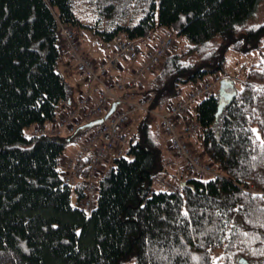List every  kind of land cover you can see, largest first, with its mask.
I'll use <instances>...</instances> for the list:
<instances>
[{
    "label": "trees",
    "instance_id": "16d2710c",
    "mask_svg": "<svg viewBox=\"0 0 264 264\" xmlns=\"http://www.w3.org/2000/svg\"><path fill=\"white\" fill-rule=\"evenodd\" d=\"M262 1L0 0V264H264V23L247 26ZM60 24L104 43L122 34L136 51L159 28L184 37L138 89L151 111L214 74L226 78L227 52L257 49L241 88L224 89L227 104L218 91L192 108L198 134L185 140L218 173L183 174L177 192L154 189L167 137L140 112L124 154L98 176L94 207L80 208L91 160L83 149L99 126L89 124L102 117L61 136L33 133L69 98L56 70ZM77 136L66 183L62 157Z\"/></svg>",
    "mask_w": 264,
    "mask_h": 264
},
{
    "label": "built area",
    "instance_id": "2783aa9c",
    "mask_svg": "<svg viewBox=\"0 0 264 264\" xmlns=\"http://www.w3.org/2000/svg\"><path fill=\"white\" fill-rule=\"evenodd\" d=\"M60 24L59 34L63 39V50L67 52L75 62V72L85 75L89 80V86L93 82L100 85L97 99L91 101L88 94L83 95L73 106H68L59 116L55 130L51 133H45L43 130L35 129L36 135H59L65 131L73 133L75 129L83 123L103 116L115 101L122 105L115 109L106 121L95 128L89 135L83 153L91 152V160L88 165L86 182L83 187V197L79 201L80 208L91 210L98 196V176L102 165L109 156L120 157L128 144V138L125 135L128 125L133 116L140 112H148L152 102L151 96H143L136 101H125L115 96L116 92H122L128 88L142 87V78L148 73L155 71L165 57L170 54L175 46L174 35L171 31H165L163 38L154 46L144 62L126 80L114 79L108 76L107 68L109 66L117 67L121 61H134L138 54L133 42L127 40L124 35L117 34L110 41L111 55L101 59H90L81 51L78 32L74 27ZM62 32V29H64ZM223 78L214 74L210 78L196 84L187 93V96L176 103H171L167 107L166 113L160 114L159 120L162 132L167 137V146L176 159L175 165L180 175H195L204 177L207 175H216L215 168L204 163L200 156L195 154L189 148L185 140L187 136L198 134V126L192 116V108L204 97L213 94L219 87ZM62 161L64 170L63 180L66 183L71 182L68 174L74 166L73 160ZM165 164L170 165V161ZM157 175L155 176V178ZM167 190L178 191V187L173 184H166ZM252 190V189H250Z\"/></svg>",
    "mask_w": 264,
    "mask_h": 264
},
{
    "label": "rangeland",
    "instance_id": "374dc122",
    "mask_svg": "<svg viewBox=\"0 0 264 264\" xmlns=\"http://www.w3.org/2000/svg\"><path fill=\"white\" fill-rule=\"evenodd\" d=\"M262 23H264V0L258 6V9H257L255 15L248 21L247 26L254 27V26H257V25L262 24ZM63 27H65V26H63ZM75 29L77 30L78 36H79V39L77 40V42L81 43V41L84 42L87 40V38H89L90 40L94 41L93 42L94 44H97L98 46H100V42H102V41H100L97 37L93 36L92 34H90L88 32L78 30L77 28H75ZM64 30H65V28L62 29V32H64ZM159 30H160V28L156 29L150 35H148L146 38L149 40H153L154 36L159 34ZM174 39H175V46H174L173 51L176 50L178 47L182 46L186 42L184 37H182V36L175 37ZM97 45H95V46H97ZM103 45L106 47L105 43ZM86 56L91 59L90 56H88V55H86ZM226 58H227V60H226V64H225V75H226V79L232 85L233 89H240L241 88V85H242L243 80L245 78L248 67L251 64H257L262 59L261 55H259L258 50L255 48H251V49H248L246 51H241V52L229 51L226 54ZM74 66H75V62L70 56L67 57L64 54L60 53L59 61H58V67L56 66V70L61 74L66 85H68L70 87V89L71 88L75 89L76 87H79V89H75V90H77L76 92L73 90L74 91L73 92V98H76L77 93H79L80 90L86 89L88 82L85 79H79L78 80L77 77H75V76L72 77V76H69L67 74L68 72L72 71V68ZM84 78H86V77H84ZM86 79H88V78H86ZM187 91H188V89H187ZM200 100L201 99H199V101ZM136 116H138V113L134 115V117H136ZM136 119H137V117H136ZM158 119H159V116L157 114H155L154 111H151L146 118L148 124H151V121H154L153 124H155L156 128L159 125V124L157 125ZM55 127H56V122L52 126L45 128L43 131L45 133H51L55 130ZM138 128H139L138 127V120H133L129 124V129H128L129 134H127L128 135L127 137H129V135H130L129 138L133 137V135L136 134ZM29 132H30V130L26 129V133H29ZM33 133H34V131H33ZM61 135H62V133L59 134V136H61ZM78 138H80V136H77L76 139L73 140V142L77 141ZM168 151H169V155L167 156V158L165 159L164 164H163L165 173L157 175V177L153 179V182H154L153 188L154 189H166L165 188L166 184H173L176 187H178V184L180 182L179 180L182 177V175L179 174V170H178L177 166L175 165V163L177 162L175 157L172 155L170 150H168ZM62 159L65 161L66 160H73L74 164H75V159H69V158L64 159L63 157H62ZM166 161H170L171 164L170 165L165 164ZM61 164H62V162H61ZM111 165H113L112 159H110L106 162V165L104 168L102 165L101 170H100V174L109 170L111 168ZM72 172H73V169L68 173L69 175H71L70 176L71 182H72ZM216 173H218L217 170H216ZM169 174H172V175L169 176ZM217 254H218V252H214L212 254V258H215L217 256Z\"/></svg>",
    "mask_w": 264,
    "mask_h": 264
},
{
    "label": "crops",
    "instance_id": "0c3cea01",
    "mask_svg": "<svg viewBox=\"0 0 264 264\" xmlns=\"http://www.w3.org/2000/svg\"><path fill=\"white\" fill-rule=\"evenodd\" d=\"M164 29H160L159 30V34L154 36V39L153 40H149L147 38H143V39H140L136 42V45H137V54H138V57L136 60L134 61H121L120 64L117 66V67H112V66H109L107 68L108 70V76L110 78H114V79H123V80H126L129 76L132 75V73L137 69V67L145 61V59L147 58L148 54L152 51V49L154 48V46L163 38V34H164ZM93 38V37H92ZM94 41L93 40H90L89 38H87L86 41H81V51L90 56L92 59H101V58H105L109 55H111V47H110V44L109 43H105L106 44V47L103 45L104 42H100V46H98L97 44H94L93 43ZM97 45V46H95ZM60 49H61V53L64 54L65 56L69 57L70 55L65 52L63 50V39L62 37L60 36ZM59 61V59H58ZM57 67H58V62H57ZM75 67V66H74ZM72 68V71L71 72H68L67 74L69 76H72V77H77V79H85L88 83H87V87L86 89L84 90H80L79 93H77V97L76 98H73V92L77 91L75 89H79V87H76L75 89L71 88L68 86V89H69V98L68 100L60 107L59 111H58V116L61 115L64 110L67 108V106H73L77 103L78 99L80 97H82L83 95H86L88 94L90 96V99L91 101L95 102L96 99H97V94H98V91H99V88H100V85L99 83L97 82H93L91 83V85L89 86V80L86 79L87 77L85 75H81V74H78L75 72V68ZM80 75V76H79ZM86 78H84V77ZM146 80H148V77H147V74L145 76H143L142 78V83H146ZM143 85V84H142ZM140 89V88H139ZM74 90V91H73ZM123 100L125 101H136L138 99V96H139V92L136 88H128L127 90L123 91ZM122 95V93H119V92H116L115 93V96L117 98H120V96ZM113 104H116L115 101L111 102V105L112 106ZM169 103L167 105H161V106H153L152 110L155 112V114L157 115H160L163 114V113H166L167 111V107H168ZM118 107H122V105L120 104H116V109H118ZM144 114H138L137 119L136 117L133 116L132 120L130 121V123L133 121V120H138V127H139V124L141 122V119L143 117ZM57 116V117H58ZM57 121V120H56ZM55 121V122H56ZM54 122V123H55ZM54 123H49L47 124L44 128H48L49 126H52ZM129 123V124H130ZM128 129H129V125H128ZM126 130L125 132V135L126 137L128 136L127 134H129V130ZM63 135L65 134V132L62 133ZM130 137V135H129ZM128 138V141L131 140V138ZM80 142H69L66 146V149L64 151V155H63V158H69V159H75L77 157V155L79 154V152L81 151V148H80ZM164 153H165V156L167 158V156L169 155V151L167 149V145L165 144V148H164ZM114 157L113 156H109L107 161L110 160V159H113ZM106 161V162H107ZM106 162L103 164V168L105 167L106 165ZM112 166V165H111ZM172 174H169V176H171Z\"/></svg>",
    "mask_w": 264,
    "mask_h": 264
},
{
    "label": "water",
    "instance_id": "95a60500",
    "mask_svg": "<svg viewBox=\"0 0 264 264\" xmlns=\"http://www.w3.org/2000/svg\"><path fill=\"white\" fill-rule=\"evenodd\" d=\"M228 87H232V85L227 80H223L219 87V94L221 95V98L219 99V107H222L224 104H227L232 97L233 93L231 91L224 92V89ZM115 107H116V104H113L108 110L107 114L103 118L93 121L92 123L89 124V126L101 124L104 120H106L113 113ZM239 262L241 264H246V262L242 259H240Z\"/></svg>",
    "mask_w": 264,
    "mask_h": 264
}]
</instances>
